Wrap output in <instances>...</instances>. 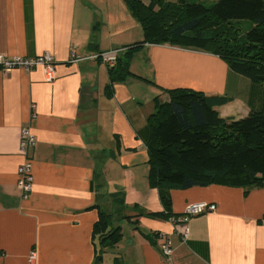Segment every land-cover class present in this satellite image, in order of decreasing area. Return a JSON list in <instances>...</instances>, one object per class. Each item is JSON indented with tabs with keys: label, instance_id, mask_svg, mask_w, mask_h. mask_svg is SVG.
I'll return each instance as SVG.
<instances>
[{
	"label": "crops",
	"instance_id": "obj_1",
	"mask_svg": "<svg viewBox=\"0 0 264 264\" xmlns=\"http://www.w3.org/2000/svg\"><path fill=\"white\" fill-rule=\"evenodd\" d=\"M143 40L124 0H0V54L48 53L54 70L0 71V264H30L31 252L35 264H264V185L172 189L173 215L153 216L164 207L147 149L148 118L167 89L230 97L218 112L242 118L264 109V86L215 54L168 43L138 46L132 74L113 83L107 63L89 58H126ZM24 128L35 137L28 199L18 187ZM195 202L216 210L191 217L184 238L176 223ZM99 211L123 232L105 252L93 232Z\"/></svg>",
	"mask_w": 264,
	"mask_h": 264
},
{
	"label": "trees",
	"instance_id": "obj_2",
	"mask_svg": "<svg viewBox=\"0 0 264 264\" xmlns=\"http://www.w3.org/2000/svg\"><path fill=\"white\" fill-rule=\"evenodd\" d=\"M144 31L126 58L117 56L110 81L132 74L129 58L144 43L197 49L222 58L236 73L264 86V0H124ZM148 118L149 182L173 215L170 191L223 184L264 185V109L242 118L222 117L217 107L232 98L188 88L167 89ZM112 214L99 211L94 238L105 252L122 239ZM101 256V255H100Z\"/></svg>",
	"mask_w": 264,
	"mask_h": 264
},
{
	"label": "built area",
	"instance_id": "obj_3",
	"mask_svg": "<svg viewBox=\"0 0 264 264\" xmlns=\"http://www.w3.org/2000/svg\"><path fill=\"white\" fill-rule=\"evenodd\" d=\"M118 56V51L113 50L109 52H101L90 54L89 58L91 59H102L109 67L116 64ZM53 57L46 53L41 56L34 58L27 57H7L3 54H0V71H10L14 68H23L29 70L34 66H43L48 74H53ZM35 144V137L30 128H24L22 131V136L20 140V153L23 157V161L19 166L18 173V187L22 191L24 199H28L31 195L34 185V177L32 174V163L29 156V151L32 146ZM216 210L215 204H209L207 202H195L187 205L184 214L179 216L176 227L180 230L181 235L184 238H187L189 235L187 222L193 216L203 214L205 212ZM161 251L165 256L171 255V243L169 240L163 241L161 244ZM36 253L31 252L28 257V262L30 264H35Z\"/></svg>",
	"mask_w": 264,
	"mask_h": 264
},
{
	"label": "rangeland",
	"instance_id": "obj_4",
	"mask_svg": "<svg viewBox=\"0 0 264 264\" xmlns=\"http://www.w3.org/2000/svg\"><path fill=\"white\" fill-rule=\"evenodd\" d=\"M171 1H176V0H171ZM214 1H216V0H214ZM119 224H121V223H119ZM126 224V223H125ZM124 229H127V226H125V228Z\"/></svg>",
	"mask_w": 264,
	"mask_h": 264
}]
</instances>
